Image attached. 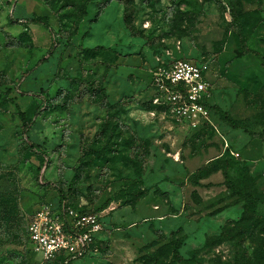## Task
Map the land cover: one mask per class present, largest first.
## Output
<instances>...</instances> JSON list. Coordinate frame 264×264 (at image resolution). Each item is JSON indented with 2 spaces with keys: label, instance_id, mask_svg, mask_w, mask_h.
Masks as SVG:
<instances>
[{
  "label": "rangeland",
  "instance_id": "rangeland-1",
  "mask_svg": "<svg viewBox=\"0 0 264 264\" xmlns=\"http://www.w3.org/2000/svg\"><path fill=\"white\" fill-rule=\"evenodd\" d=\"M178 58L209 66L207 120L156 101ZM58 189L102 227L70 264H142L152 240L177 256L151 264H264V0H0V264H62L26 241Z\"/></svg>",
  "mask_w": 264,
  "mask_h": 264
},
{
  "label": "built area",
  "instance_id": "built-area-1",
  "mask_svg": "<svg viewBox=\"0 0 264 264\" xmlns=\"http://www.w3.org/2000/svg\"><path fill=\"white\" fill-rule=\"evenodd\" d=\"M208 73L207 63L183 58L156 66L151 75L156 101H163L188 118L207 120ZM101 232L94 213L80 214L64 206L47 207L28 222L26 240L42 260L63 254L68 263L87 255Z\"/></svg>",
  "mask_w": 264,
  "mask_h": 264
},
{
  "label": "trees",
  "instance_id": "trees-1",
  "mask_svg": "<svg viewBox=\"0 0 264 264\" xmlns=\"http://www.w3.org/2000/svg\"><path fill=\"white\" fill-rule=\"evenodd\" d=\"M30 22H32L34 25H40L44 28L49 29L47 23V19L46 18H42V17H32L30 19H28ZM233 24H236V20L233 21ZM240 47L244 50V51H248V48L246 47L245 43L240 40ZM206 108L208 109L206 103H205ZM218 117L225 122L227 125H229L232 129H239V127L237 126L236 122L228 116L227 113L218 110ZM40 114V107L37 104L31 103V105L24 111V112H19L17 115L18 121L21 122L22 124V128L24 130V134H26V132H28L32 126V124L34 123V120L38 117V115ZM34 149H36L35 151H37L40 155H42V153L40 151H38V147L33 146ZM42 173V170L39 171ZM224 176L226 177V172L223 171ZM224 177V178H225ZM142 186L141 182H135L132 185L128 186L127 188L125 187L124 189L119 191V194L116 196V200H119L121 198L124 197V194H134L136 192L139 191L140 187ZM58 193H59V204L58 206H62L64 204V200H65V195L63 193V191L61 189H58ZM89 213H93V212H81L80 214H89ZM28 226V225H27ZM26 238H27V228H26ZM27 241V240H26ZM156 246L154 252L151 254V256H144L142 257L143 261L142 264H151L153 261H166L169 258L174 259L177 256L176 253V248L174 246V244H172L171 242L165 243L163 245H158V243L154 240L151 241V243L146 246L143 247V249H148L149 247H153ZM94 247V244L91 245V248ZM56 259L58 261H60L62 264H70L71 262L65 263V257L63 254H60L58 257H56Z\"/></svg>",
  "mask_w": 264,
  "mask_h": 264
}]
</instances>
